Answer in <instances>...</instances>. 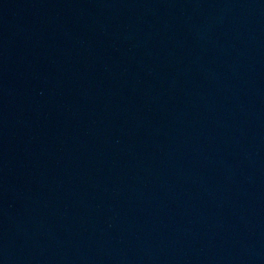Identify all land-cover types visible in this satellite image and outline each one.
I'll use <instances>...</instances> for the list:
<instances>
[{
    "label": "water",
    "instance_id": "water-1",
    "mask_svg": "<svg viewBox=\"0 0 264 264\" xmlns=\"http://www.w3.org/2000/svg\"><path fill=\"white\" fill-rule=\"evenodd\" d=\"M0 264H264V0H0Z\"/></svg>",
    "mask_w": 264,
    "mask_h": 264
}]
</instances>
